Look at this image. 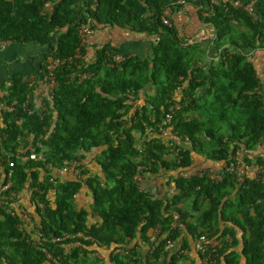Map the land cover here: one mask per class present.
<instances>
[{
    "label": "trees",
    "instance_id": "1",
    "mask_svg": "<svg viewBox=\"0 0 264 264\" xmlns=\"http://www.w3.org/2000/svg\"><path fill=\"white\" fill-rule=\"evenodd\" d=\"M178 1L0 0V42L44 47L41 71L48 56L63 60L45 112H37L35 88L22 75L0 92V188L11 169L7 157L16 162L11 186L0 195V264H87L88 254L103 248L111 249L107 264H195L193 254L199 264L191 242L203 234L224 238L213 253L216 264H264V182L251 177L237 182L229 175L214 182L203 172H185L199 156L229 162L240 149L241 164L264 166L258 153L264 147V97L250 55L264 51V0H256L257 18L223 3L206 15L216 27L217 44L229 45L208 75L191 67L173 26L161 20ZM235 21L249 31L235 35ZM84 27L147 33L155 37L152 55H130L109 66L117 48L81 47ZM81 74L90 77L82 80ZM147 83L157 89L141 102ZM185 95L195 98L188 102ZM147 127L154 136L141 150L133 133ZM32 153L43 159L16 158ZM91 156L101 174L88 161ZM58 169L67 175L54 176ZM137 174L158 176L176 193L172 198L151 194L140 188ZM83 190L91 203L77 208L75 197ZM24 193H30L33 207L30 232L20 228L17 213ZM173 214L187 233L173 228ZM155 229L160 232L150 244ZM169 239L178 243L174 251L165 249Z\"/></svg>",
    "mask_w": 264,
    "mask_h": 264
},
{
    "label": "crops",
    "instance_id": "2",
    "mask_svg": "<svg viewBox=\"0 0 264 264\" xmlns=\"http://www.w3.org/2000/svg\"><path fill=\"white\" fill-rule=\"evenodd\" d=\"M188 2L184 3V5L179 6L181 4H178L175 6L174 9H170V21L173 26V30L176 33L177 41L179 42L180 46L184 48V50L188 51V57L191 58L192 64L191 67L199 68L201 73L203 74L206 72L208 75L209 69L212 66H216L218 64V61H220L221 54L223 53V50H225L229 45H218L217 44V33H216V27L212 24L206 21V15L208 13V10L210 9V1L209 0H187ZM235 26L234 30V24H233V31L236 35L238 32H247L249 31L244 24L237 23V21L233 22ZM233 31L231 34H233ZM154 40L155 37L148 35L147 33H137L130 28H101L99 31H94L93 35L89 38V44L90 46L95 45H111L113 48H117V53L124 56H136L140 59L151 57L152 50L154 47ZM44 47L39 46L37 44H19V43H2L0 42V92L3 88L6 87V85L9 84L13 76L15 75H22L24 76L25 80H29V83L35 82L36 84L34 86L35 93L34 98L35 101L38 100L39 97L43 99L44 103H46L48 100L47 97V89L44 84L38 83V81L41 79L42 72L41 66L43 63V53H44ZM89 55L90 51L92 53L91 48L89 49ZM251 59H253V65H255L256 70L258 71V74L260 75V92L262 96L264 97V51H254L250 53ZM187 83V82H186ZM187 85V84H186ZM188 86H185L183 89H188ZM156 87L152 83H147L142 91L141 102H143L144 97H152L154 96L156 92ZM204 88H200V91L202 94H204ZM181 96H183L185 93L184 91H181ZM180 96V97H181ZM186 100L188 102H192L194 96L185 95ZM184 96V97H185ZM133 97V96H132ZM202 98H199L201 100ZM202 101V100H201ZM37 102H35V108ZM131 115V113H130ZM129 115V116H130ZM136 132L133 134L135 135ZM151 134V133H149ZM154 135H152L153 137ZM164 136V135H163ZM158 137V135L156 136ZM258 153L261 155H264V147L258 149ZM231 156V155H230ZM242 156L241 161H243L244 155ZM232 157V156H231ZM195 160V159H194ZM89 161V160H88ZM90 162V161H89ZM92 165H94L95 162H90ZM228 162H225L224 160L217 159V160H211L205 157L199 156L197 160L193 162V166L191 168H188L185 170V172H203L205 173L206 170H218L221 173L224 172V169L226 167ZM65 173V172H64ZM62 174L67 175V173ZM58 173L54 172L53 175L56 176ZM160 175V174H159ZM162 175V173H161ZM73 176V175H72ZM145 177V179H144ZM70 178H75L70 177ZM140 188L149 191L151 194H159V191L162 193V195L166 194L168 198L171 197L170 191H173L172 187L170 186H163L162 181H160V177L154 176L149 174L141 176V180L139 181ZM174 194L176 193L173 191ZM88 192L86 190L81 191L75 198L79 196L85 197L88 201L83 202L80 200V203H78V200L75 199V203L77 205V208H82L83 206H88L91 201L90 197L87 196ZM20 204L27 209L28 211L33 210V207L30 204V193H24L20 195ZM177 223L179 221V215ZM190 221V219H189ZM178 230L182 231V234L187 233V228L184 225V223H180L177 225ZM156 235L153 234L152 231L149 232L150 236V244H152V236ZM190 240V237L187 238ZM219 239H213L212 245L218 246ZM183 241V239H182ZM182 241L180 242L179 246L182 244ZM195 240H193L192 243V249H194V252L198 254L195 250ZM178 247V243L175 242V249ZM107 252V253H106ZM108 252H111V249L109 248H103V251H98L99 257L88 260L87 264H107V257ZM107 255V256H106ZM190 257L194 255L195 264H197L198 259H196L195 254L191 255L189 253ZM98 260L99 262H97Z\"/></svg>",
    "mask_w": 264,
    "mask_h": 264
},
{
    "label": "built area",
    "instance_id": "3",
    "mask_svg": "<svg viewBox=\"0 0 264 264\" xmlns=\"http://www.w3.org/2000/svg\"><path fill=\"white\" fill-rule=\"evenodd\" d=\"M210 1V10H208L207 15H210L211 12L214 10V6L216 5H220V4H224L225 7L228 10H233V11H244L247 12L249 15H251L254 18H257V14L255 12V4H256V0H253L251 2H247L244 0H209ZM186 1L185 0H179L178 4H184ZM170 9L171 8H167L164 12L163 15L161 17L162 22L168 26V27H172V23L170 21ZM93 30H91L88 27H84L79 31V37L81 40V47H86L88 45V41L90 36L93 35ZM81 51L79 49L76 50V54L74 56V58L79 59L81 57ZM130 56V55H129ZM129 56H124V55H120L118 53L115 54H111L110 56V65H114V64H118L121 63L125 60V58L129 57ZM63 60L59 57H52V56H48L44 62V70L42 72V76L41 79L38 81V83H42L45 85L46 89H47V97L48 100H52L53 96H54V92L57 86V79H56V72L58 71V67L62 64ZM90 77V74H81V78L82 80H86L87 78ZM29 83V80H26ZM35 82L29 83L30 87H33L37 84H34ZM43 99H41V97L38 98V100H34V102H37L36 104V110L37 112H45V108H44V101H42ZM0 109H3V104H1L0 101ZM178 109V105H174L172 107H170L168 113L165 116V123H169L172 120V114L174 113L175 110ZM162 135H166L165 131H162ZM4 139V135L3 133L0 131V141H2ZM240 152L237 153V156L235 157L234 155H232V161L230 160L225 169L224 172L221 173L218 170H206V172L204 174H207V176L209 177V179L211 181L217 182L219 180H222L223 178H225V176L229 175L232 176L233 179L237 182H241L243 179L251 177V178H255L258 179L261 182H264V166L263 167H259V166H247L244 164H241V158L242 156H240ZM16 158L18 160H20L23 163H27L31 160H42L43 159V155H37L35 153L30 154L29 156H24L21 154H17ZM7 162L9 164V168L10 171L6 174V184L0 188V195L6 191H8L9 187L11 186V179H12V174H13V169L16 165V162L14 160L11 159V157H7ZM66 169H58L57 173H60L61 175L65 172ZM76 174H79V172H76ZM141 174H137L134 179L137 181L141 180ZM52 182H54V179L51 180ZM170 195L172 198L174 195V190L171 191L169 190ZM12 196H15V194L12 193ZM41 207V204L39 205ZM19 217L20 220L22 222V224H20V228L22 230L28 231L30 232L31 230H33L35 228V224L33 222V220L30 218V216L23 211L19 212ZM174 215V214H173ZM174 222H173V228H177V220H178V216L174 215ZM153 232V234L156 233V235L152 236V243L156 240L157 235L160 232V229H155V230H151ZM39 237L41 236V234H39ZM223 237L218 240L219 244H222L223 241ZM56 241H60V239H55L54 242ZM226 243L230 244L232 243V238L231 236H226L225 239ZM195 250L196 252L200 255V259H199V264H216V259L213 256V253L217 251V246L212 245V240L209 238L208 234H203L200 237L195 239ZM213 246V247H212ZM166 251H174L175 249V242L171 239H169L166 243L165 246ZM122 253V250H116L115 253ZM182 254H186V250L181 251Z\"/></svg>",
    "mask_w": 264,
    "mask_h": 264
},
{
    "label": "rangeland",
    "instance_id": "4",
    "mask_svg": "<svg viewBox=\"0 0 264 264\" xmlns=\"http://www.w3.org/2000/svg\"><path fill=\"white\" fill-rule=\"evenodd\" d=\"M88 45H89V41H88ZM234 116V115H233ZM219 126H221V125H219ZM226 130H227V128H225L224 127V132H226ZM151 132V129L150 128H146L145 129V132L144 133H141V132H136L135 133V135H134V138H135V142H136V146H137V148H139V149H141V150H143L144 149V147H145V143L143 142L144 140H146L147 141V139L149 140L150 138H152V135L153 134H149ZM245 151V150H244ZM240 154H242V155H244V152L240 149ZM251 154H253V155H257L258 153H255V152H253V153H251ZM92 158V156L91 157H89L88 158V160H90ZM95 158V157H94ZM247 163H245L244 162V165H246ZM248 166V165H247ZM249 166H253V165H249ZM92 168H94V171H95V173L96 174H101V168H100V166L97 164V162H95L94 163V165H92ZM147 176H149V174H146ZM144 179H145V177H144ZM76 200H78V203H80V200H82L83 202H87L88 200L85 198V197H83V196H79V197H77V198H75ZM83 207H86V206H83ZM95 252H93V253H89L88 254V260H91V259H94V258H97V257H99V255L98 254H94ZM98 259V258H97Z\"/></svg>",
    "mask_w": 264,
    "mask_h": 264
},
{
    "label": "clouds",
    "instance_id": "5",
    "mask_svg": "<svg viewBox=\"0 0 264 264\" xmlns=\"http://www.w3.org/2000/svg\"><path fill=\"white\" fill-rule=\"evenodd\" d=\"M131 94H132V93H131ZM40 155H41V154H40ZM254 166H256V165H254ZM31 191H34V190L31 189ZM34 192H36V191H34ZM37 205H38V207H40V206H39L40 203H37ZM40 208H42V204H41V207H40ZM12 209H15V208L12 207ZM20 211L26 212V213L30 216V218H32L30 211H28L27 209H25L23 206H18V208H17V213L19 214ZM174 215H176V214H174ZM32 220H33V222H34V224H35L34 219H32ZM34 229H35V228H34ZM34 229H33V230H34ZM94 254H97V253L95 252ZM47 257L50 258L48 254H47Z\"/></svg>",
    "mask_w": 264,
    "mask_h": 264
}]
</instances>
